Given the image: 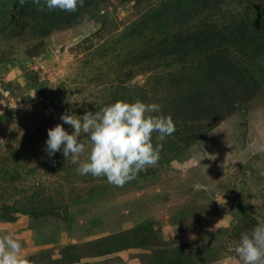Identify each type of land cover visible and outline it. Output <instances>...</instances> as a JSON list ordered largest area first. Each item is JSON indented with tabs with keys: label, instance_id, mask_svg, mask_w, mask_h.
<instances>
[{
	"label": "rangeland",
	"instance_id": "1",
	"mask_svg": "<svg viewBox=\"0 0 264 264\" xmlns=\"http://www.w3.org/2000/svg\"><path fill=\"white\" fill-rule=\"evenodd\" d=\"M212 56L237 102L220 121L188 113ZM137 100L176 131L153 134L157 164L123 187L44 151L65 111ZM0 141V237L30 264H239L241 234L264 224V0H85L75 13L0 0Z\"/></svg>",
	"mask_w": 264,
	"mask_h": 264
},
{
	"label": "clouds",
	"instance_id": "2",
	"mask_svg": "<svg viewBox=\"0 0 264 264\" xmlns=\"http://www.w3.org/2000/svg\"><path fill=\"white\" fill-rule=\"evenodd\" d=\"M28 2L19 0L21 6ZM30 2L40 11L75 13L84 6L85 0ZM159 112L158 104L140 100L117 101L95 112L87 110L82 116L65 111L60 117L63 123L48 130L44 151L49 157L61 152L66 161L71 159L79 165L76 172L80 175L103 177L110 185L123 187L137 174L157 164L163 145L154 146L153 134H157V141H163L176 131L171 115L146 116ZM64 124L73 129L71 134ZM82 133L88 137L87 145L80 139ZM86 146H90L87 160L80 162ZM235 253L239 264H264V224H257L250 233H242ZM0 264H30L22 255L21 242L11 234L0 237Z\"/></svg>",
	"mask_w": 264,
	"mask_h": 264
},
{
	"label": "trees",
	"instance_id": "3",
	"mask_svg": "<svg viewBox=\"0 0 264 264\" xmlns=\"http://www.w3.org/2000/svg\"><path fill=\"white\" fill-rule=\"evenodd\" d=\"M218 60L216 58V56H212L210 61H208L209 66H208V71L211 73H209V75L207 74L206 76H202L199 80V83L197 85L196 90H194L193 94L190 96V102H191V108L189 109L191 110L188 113L192 112V116L194 117H199L201 118L200 120L203 119H208L210 120L211 118H214V120L216 121H220L222 120L225 115L227 114H232L233 112H235V104L237 103L236 101L234 102H229L228 99H224L225 97H227L229 94L228 91V86L226 82L223 81V78L225 76H227V70L224 67V61L221 62V64L216 63ZM238 80L234 77V84L237 85ZM215 89L217 91V97L221 100V103H219L218 105H215L216 107H209L208 105H204L201 108H199L198 103L199 102H203L204 103V98H207V96L209 95V93L211 92V90ZM240 90V89H239ZM239 90H237L236 92H233L232 95L234 98L238 99H242V101H246L248 99L247 96L245 97H241ZM240 96V97H239ZM232 97V96H231ZM200 104V103H199ZM201 105V104H200ZM212 110H214L212 112ZM216 110V111H215ZM187 113V114H188ZM141 229L135 230V231H140ZM128 234V233H127ZM115 239L117 238H127L126 235H115L113 236ZM111 237V238H113ZM142 244H144L143 242H141ZM135 244V243H133ZM133 245H130L128 243V241H126L125 243L121 244V245H117L116 249L117 250H121L122 248L125 247H130ZM110 251V250H108ZM107 251V252H108Z\"/></svg>",
	"mask_w": 264,
	"mask_h": 264
}]
</instances>
